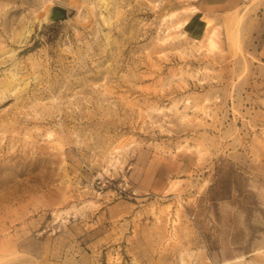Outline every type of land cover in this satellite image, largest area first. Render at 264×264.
<instances>
[{
	"label": "rangeland",
	"instance_id": "1",
	"mask_svg": "<svg viewBox=\"0 0 264 264\" xmlns=\"http://www.w3.org/2000/svg\"><path fill=\"white\" fill-rule=\"evenodd\" d=\"M0 264H264V0H0Z\"/></svg>",
	"mask_w": 264,
	"mask_h": 264
},
{
	"label": "water",
	"instance_id": "2",
	"mask_svg": "<svg viewBox=\"0 0 264 264\" xmlns=\"http://www.w3.org/2000/svg\"><path fill=\"white\" fill-rule=\"evenodd\" d=\"M68 19V10L61 5L53 4L48 6L43 14L42 20L45 24L62 22Z\"/></svg>",
	"mask_w": 264,
	"mask_h": 264
},
{
	"label": "bare ground",
	"instance_id": "3",
	"mask_svg": "<svg viewBox=\"0 0 264 264\" xmlns=\"http://www.w3.org/2000/svg\"><path fill=\"white\" fill-rule=\"evenodd\" d=\"M213 33H215V32L213 31ZM213 33L210 32L209 35H208V37H207V43L210 46H213L214 45Z\"/></svg>",
	"mask_w": 264,
	"mask_h": 264
}]
</instances>
